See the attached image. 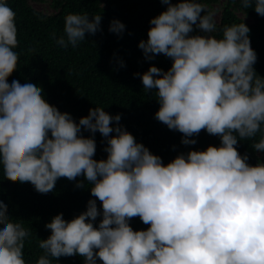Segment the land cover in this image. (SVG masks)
<instances>
[{
    "label": "clouds",
    "instance_id": "obj_1",
    "mask_svg": "<svg viewBox=\"0 0 264 264\" xmlns=\"http://www.w3.org/2000/svg\"><path fill=\"white\" fill-rule=\"evenodd\" d=\"M160 3L166 10L149 21L147 40L138 48L146 61L161 54L170 58L171 67L152 66L134 75L146 92L155 90L160 105L155 119L181 133L182 145H195L189 137L202 130L220 138L219 147L181 153L166 165L119 125V114L94 107L77 123L47 103L36 84H9L19 60L16 14L0 0L3 175L10 182L30 183L40 194L51 192L60 178L82 176L95 197L70 221L58 214L45 225L50 235L39 240L44 254L36 264L76 255L84 264H264V163L250 165L236 147L238 140H254L260 133L252 148L264 153V78L253 67L257 55L250 29L239 23L224 26L222 38L189 35L193 26L205 34L216 31L205 5ZM241 4L264 17V0ZM101 19L70 13L64 17V35L53 33V38L61 48H75L86 34L101 30ZM108 30L119 37L125 25L113 20ZM96 133L107 145V157L99 161L93 159ZM7 212L0 201V264H26L23 249L31 232ZM136 217L149 227L134 231L129 222Z\"/></svg>",
    "mask_w": 264,
    "mask_h": 264
},
{
    "label": "trees",
    "instance_id": "obj_2",
    "mask_svg": "<svg viewBox=\"0 0 264 264\" xmlns=\"http://www.w3.org/2000/svg\"><path fill=\"white\" fill-rule=\"evenodd\" d=\"M44 0H7L15 12L18 46L14 51L19 54L17 69L8 77V83L18 80L21 84L31 82L42 88L43 98L61 113H68L78 123L88 115L90 108L102 107L115 116L119 114V125L130 133L137 143L143 144L151 154L159 156L166 165L177 155L189 151H204L208 146L219 147L220 138L201 131L195 145H182L183 135L169 130L166 125L155 119L160 105L156 101L155 90L146 92L141 79L134 74H143L149 67L167 71L172 61L164 55H157L151 61L144 59L138 48L141 40H147L149 21L166 10L160 0H53L51 13L36 10L33 5ZM180 0H171L175 4ZM205 5V14L220 5V19L214 33L205 34L194 27L189 35H213L222 38L224 26L244 23L249 29L250 47L257 55L254 70L264 78V17L257 15L253 8H243L241 0H198ZM70 13L101 15L100 31L85 35V41L67 49L56 44L53 33L58 38L64 35V17ZM201 15H204L202 12ZM118 20L125 25L124 32L118 37L109 32L110 22ZM34 49L35 51H29ZM124 67H120V62ZM115 126V125H112ZM84 137H89L82 130ZM114 135V134H110ZM260 133L254 140H238L237 151L247 154L248 163L255 166L264 163V153L252 148L258 142ZM96 153L93 159H106L105 138L99 133L94 136ZM83 181L84 187L76 183ZM91 185L78 177L74 181L66 178L57 180L54 189L47 194L35 191L30 183L10 182L3 175L0 165V201L7 205V215L14 222H21L31 232L26 238L23 249L26 264H36L43 250L39 240L50 235L45 228L47 223L58 214L70 221L87 209V202L95 199L90 194ZM100 210V202L97 200ZM101 217L94 222L98 224ZM134 231L146 230L139 217L130 220ZM53 264H84L83 257H60ZM96 264H102L97 260Z\"/></svg>",
    "mask_w": 264,
    "mask_h": 264
},
{
    "label": "rangeland",
    "instance_id": "obj_3",
    "mask_svg": "<svg viewBox=\"0 0 264 264\" xmlns=\"http://www.w3.org/2000/svg\"><path fill=\"white\" fill-rule=\"evenodd\" d=\"M52 1L53 0H44L43 3L34 4L33 7L38 11H42L49 14L53 11V8L51 7ZM220 12H221L220 5H216L215 7L212 8L213 19L215 22L219 21Z\"/></svg>",
    "mask_w": 264,
    "mask_h": 264
}]
</instances>
